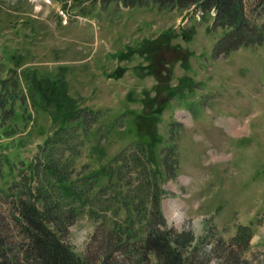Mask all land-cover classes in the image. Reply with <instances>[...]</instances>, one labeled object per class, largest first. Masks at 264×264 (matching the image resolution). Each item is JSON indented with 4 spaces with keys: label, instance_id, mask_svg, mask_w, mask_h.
<instances>
[{
    "label": "rangeland",
    "instance_id": "obj_1",
    "mask_svg": "<svg viewBox=\"0 0 264 264\" xmlns=\"http://www.w3.org/2000/svg\"><path fill=\"white\" fill-rule=\"evenodd\" d=\"M199 11L0 0V80L18 78L25 95L0 111V236L8 252L24 244L14 183L79 112L86 133L78 126L80 142L54 158L72 159L85 176L110 163L121 168L111 179L101 175L109 188L99 197L92 189L84 210L56 232L83 264H165L145 253L148 227L185 264H264V42L217 56L225 29L213 25L211 10ZM256 17L264 25V15ZM147 42L156 63L140 52ZM32 78L50 89L48 98L31 97ZM233 120L242 133L229 128ZM138 139L144 146L135 155L128 146ZM142 163L158 172L163 217ZM133 192L143 210L129 201ZM117 223L130 229L118 236Z\"/></svg>",
    "mask_w": 264,
    "mask_h": 264
},
{
    "label": "trees",
    "instance_id": "obj_2",
    "mask_svg": "<svg viewBox=\"0 0 264 264\" xmlns=\"http://www.w3.org/2000/svg\"><path fill=\"white\" fill-rule=\"evenodd\" d=\"M247 1L90 0L91 4L100 3L104 7L110 3H114L117 6L121 5L131 8L135 6L158 7L160 10L190 8L196 5L204 11L214 8L216 15L213 25L225 29L222 39L217 42L214 49V53L217 56L228 54L241 46L255 47L264 42V25L256 17L257 14L264 15V0H254L250 4L252 12H248L246 9ZM162 39L165 40V38ZM129 48L131 47L129 46ZM129 48L127 49L129 50ZM151 48V43H143L140 52H144L143 54L147 58L150 56V59L155 62L153 55H151ZM152 72L154 70L149 73ZM32 81L33 85L29 86L31 97H37L38 93L44 99L50 96L48 95L50 92L49 88L40 87L34 78H32ZM183 83L185 82L183 81ZM184 86H177L176 88L181 89ZM24 98L25 95L19 85L18 78L0 80V111H6L9 103L14 106L13 104L17 99L22 102ZM78 115L81 114L78 112ZM78 115L76 113L74 115L76 119H72V121L77 122L76 126L72 125L70 118H66V122L47 139L46 144L48 147L45 149L47 151H42L44 154L43 158L37 155L34 161H32V173L24 175L20 181L16 180V183H14L13 189L15 191L13 192L16 194L12 203L14 207L13 219L15 225L18 227V233L24 236V244L19 249L10 253L8 251L13 247L3 242L4 240L0 236V264H83L80 258L76 257L61 238L56 235V232H64L68 225L73 222L71 218H75L76 214L84 210L85 205L89 202V195L92 189L98 188V191H100L99 197L103 190L109 188L107 184H99L101 175L108 176L111 179L114 175L121 174V168H116L110 163L101 167V174L85 176L81 172L73 170L72 159H65L59 155H57L58 158H54L53 151L57 152L62 148V145L73 149L75 147L73 142H80L79 138H77L78 134L81 133L80 130H83L84 134L86 133L87 123L84 120L78 119ZM80 125L83 129L78 130L77 127ZM143 146L144 141L138 139L129 144L128 147L132 148L135 155H137V150ZM121 155L123 156V153L118 156ZM118 156L114 161L119 160ZM146 161L147 164H150L151 158L148 157ZM141 166L144 171V163ZM74 172L76 173L75 178L73 176ZM144 173L147 175L146 181L150 180L152 188L156 190L158 199L156 209L159 215L163 217L160 202L162 189L157 185L158 172L148 166V170H145ZM144 186L145 184L140 183V188ZM113 189L117 191L119 188L113 185ZM116 193L114 192V201L120 204L124 203L122 198L117 197ZM123 198L126 200L127 195L123 196ZM38 199L42 200L41 205L37 203ZM132 200H136L135 209L137 211L141 210L142 208L140 207L145 203V200L139 197V194L136 192H133L129 199V201ZM126 204V208L128 209L130 203L127 202ZM110 206L108 205V207ZM15 211H17V215L14 214ZM117 228L115 230L119 236L122 232H128L127 229H130V226L127 224L124 228L123 225L121 226V224L117 223ZM148 230L150 232L146 233V238L141 241L145 248V253L146 251H153L155 255L165 260V264H185L177 248L171 247L169 242H165L164 237L154 229L148 227Z\"/></svg>",
    "mask_w": 264,
    "mask_h": 264
},
{
    "label": "bare ground",
    "instance_id": "obj_3",
    "mask_svg": "<svg viewBox=\"0 0 264 264\" xmlns=\"http://www.w3.org/2000/svg\"><path fill=\"white\" fill-rule=\"evenodd\" d=\"M232 123H233L234 125H232V124H231V125L235 127L234 130L237 131V132H240V131H241V126L239 125V122L233 120ZM237 132H236V133H237Z\"/></svg>",
    "mask_w": 264,
    "mask_h": 264
},
{
    "label": "crops",
    "instance_id": "obj_4",
    "mask_svg": "<svg viewBox=\"0 0 264 264\" xmlns=\"http://www.w3.org/2000/svg\"><path fill=\"white\" fill-rule=\"evenodd\" d=\"M229 128H230V129H232V130H234V128H235V127H234V126H232V125H230V126H229Z\"/></svg>",
    "mask_w": 264,
    "mask_h": 264
}]
</instances>
